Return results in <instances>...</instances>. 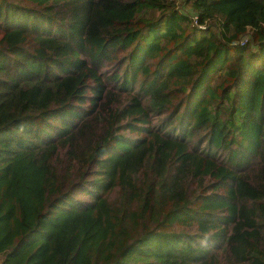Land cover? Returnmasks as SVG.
<instances>
[{
  "label": "trees",
  "instance_id": "16d2710c",
  "mask_svg": "<svg viewBox=\"0 0 264 264\" xmlns=\"http://www.w3.org/2000/svg\"><path fill=\"white\" fill-rule=\"evenodd\" d=\"M184 4L0 0V264H264V0Z\"/></svg>",
  "mask_w": 264,
  "mask_h": 264
},
{
  "label": "rangeland",
  "instance_id": "374dc122",
  "mask_svg": "<svg viewBox=\"0 0 264 264\" xmlns=\"http://www.w3.org/2000/svg\"><path fill=\"white\" fill-rule=\"evenodd\" d=\"M176 5H178V8L184 12H189L188 7L184 4V0H176L175 3ZM158 122V120L156 118L153 119L152 123L154 125H156ZM175 122H173V128L172 129H176L177 125H174ZM191 124L189 123V120L187 119V123L186 126L184 128V132H188L190 129Z\"/></svg>",
  "mask_w": 264,
  "mask_h": 264
},
{
  "label": "built area",
  "instance_id": "2783aa9c",
  "mask_svg": "<svg viewBox=\"0 0 264 264\" xmlns=\"http://www.w3.org/2000/svg\"><path fill=\"white\" fill-rule=\"evenodd\" d=\"M166 1H168V2H171V3H175V1L176 0H166ZM174 6L176 7V8H178V5H176V4H174ZM179 9V8H178ZM182 11V10H181ZM191 21H192V23L195 25L196 24V17L195 16H191ZM242 42H245V40H241Z\"/></svg>",
  "mask_w": 264,
  "mask_h": 264
},
{
  "label": "clouds",
  "instance_id": "9594fccd",
  "mask_svg": "<svg viewBox=\"0 0 264 264\" xmlns=\"http://www.w3.org/2000/svg\"><path fill=\"white\" fill-rule=\"evenodd\" d=\"M192 16H195V15H192ZM196 17V16H195ZM242 40H245V42H246V38H243Z\"/></svg>",
  "mask_w": 264,
  "mask_h": 264
}]
</instances>
